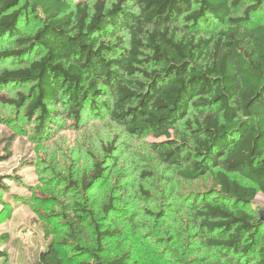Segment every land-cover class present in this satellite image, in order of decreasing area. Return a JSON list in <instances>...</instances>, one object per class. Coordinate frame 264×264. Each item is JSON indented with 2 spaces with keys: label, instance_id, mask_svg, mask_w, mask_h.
<instances>
[{
  "label": "trees",
  "instance_id": "trees-1",
  "mask_svg": "<svg viewBox=\"0 0 264 264\" xmlns=\"http://www.w3.org/2000/svg\"><path fill=\"white\" fill-rule=\"evenodd\" d=\"M28 15L37 28L19 34ZM13 36L0 58L19 64L0 70V88L31 87L0 104L35 115L37 130L59 103L75 120L105 111L127 133L158 138L152 151L179 177L212 179L194 206L216 231L206 243L235 264H264V221L250 208L264 197V0H0V39ZM116 231L95 224L98 249ZM88 254L82 264L124 259ZM39 263L62 259L49 248Z\"/></svg>",
  "mask_w": 264,
  "mask_h": 264
},
{
  "label": "rangeland",
  "instance_id": "rangeland-1",
  "mask_svg": "<svg viewBox=\"0 0 264 264\" xmlns=\"http://www.w3.org/2000/svg\"><path fill=\"white\" fill-rule=\"evenodd\" d=\"M23 25L19 34L37 28L30 15ZM13 39L1 38L0 50ZM18 64L0 58V70ZM30 87L11 83L0 94L16 97ZM55 107L37 130L35 115L0 104V235L8 237L0 239V264H40L49 248L62 264L91 260L89 250L104 262L124 257L122 264H235L206 243L216 231L205 232L194 213L200 193L212 186L208 174L182 179L152 151L158 138L127 133L105 111L75 120L59 103ZM97 166L101 174L93 178ZM251 207L258 214L264 208L261 192ZM95 224L117 230L101 239L99 249Z\"/></svg>",
  "mask_w": 264,
  "mask_h": 264
},
{
  "label": "water",
  "instance_id": "water-1",
  "mask_svg": "<svg viewBox=\"0 0 264 264\" xmlns=\"http://www.w3.org/2000/svg\"><path fill=\"white\" fill-rule=\"evenodd\" d=\"M260 220L264 221V208L259 211Z\"/></svg>",
  "mask_w": 264,
  "mask_h": 264
}]
</instances>
